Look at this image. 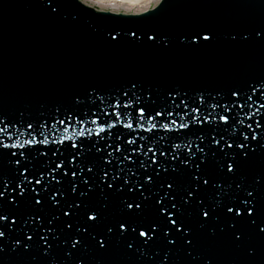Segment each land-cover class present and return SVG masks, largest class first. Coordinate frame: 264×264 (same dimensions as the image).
I'll use <instances>...</instances> for the list:
<instances>
[{"label":"water","instance_id":"1","mask_svg":"<svg viewBox=\"0 0 264 264\" xmlns=\"http://www.w3.org/2000/svg\"><path fill=\"white\" fill-rule=\"evenodd\" d=\"M195 32L209 35L210 40L190 45L188 37ZM148 36L154 39L148 40ZM261 78H264V0H153L148 7L133 9H125L124 4L98 5L85 0H0V120L10 125L12 133V139L5 133H0V139L4 143H15L17 134L23 132L19 142L30 139L29 133L40 140L44 137L39 133L43 132L50 141L48 145L37 143L24 149H0V152L19 154L23 151L37 167H43L50 160L67 164L71 154L77 152L70 147L71 143H79L81 139H84V147L91 149L88 158L97 163V169L106 165L100 162V153L95 151L93 144L105 154L113 152L118 156L120 154L107 145L119 143L122 150L125 147L131 150L133 146L125 143L129 139L143 145L144 150L152 147L154 151L169 152L173 144L187 146L189 143L193 150L200 146L209 152L216 147L212 137L219 139V133H223L225 139L232 137L239 142L249 133L248 124L255 128L259 121L262 127L255 131H264V108L260 107L264 97L251 90L254 84L258 88L261 86L257 81L264 83ZM133 84L136 85L134 89ZM237 90L240 97L231 100L243 103L247 95H252L255 102L252 109L233 108L230 113V120L234 116L243 120V124L237 123L227 130L217 127L215 122L194 124L189 129L173 132L159 127L171 119H177L179 124L184 108L175 105L181 99L189 108L198 106L196 98L201 94L209 104L215 102L213 98L227 103L230 93ZM125 103L131 107L123 108ZM137 107H145L146 113L151 115L167 108L174 115L155 117L152 123H157V129L146 132L135 128ZM257 112L260 114L254 115ZM114 113L120 114L119 121ZM68 114L75 119L69 121ZM200 114L206 115L207 109L202 107ZM94 118H98L97 124L91 123ZM61 119H65V125L59 124ZM184 121L189 122L187 117ZM81 122L92 130L91 137L85 133L84 138L75 136L71 141L52 143L61 140L66 126L69 128L67 135L73 136L74 131L80 130ZM128 122L133 123L135 130L123 127ZM139 122L144 128L151 127L146 119ZM28 123L33 124V129H27ZM110 123L114 127L108 129ZM41 124L45 127L40 128ZM101 124L106 131L97 137L95 130ZM140 136L146 139L141 140ZM52 152L57 155L52 156ZM187 152L188 148L182 147L177 154ZM257 157L244 176L228 177L202 169L204 178L210 179L213 187L223 184L227 189L232 185L231 199H221L219 193L214 197L213 189L208 186L199 192L202 199L193 202L189 198V206L182 210L176 225L185 231L169 230V238L176 241L175 247L169 248L161 238L144 252V257H139L138 253L130 254L131 250L125 254L119 237H109L113 251L104 256L96 250V242L85 235L82 246H78L66 264H153L148 259L151 253L159 252V259L163 260L166 251L172 254L165 264H264V237L255 227L259 224L264 228V223L260 222L264 216L254 210L255 222H241L239 218L230 219L232 214L223 207V204L231 206L237 195H245L235 188L234 182L251 190L255 186L253 181L260 180L259 174H264V155L259 149ZM156 158L163 160L159 151ZM216 158H220L219 154ZM3 163L6 167V161ZM166 166L177 167L178 172L184 168L195 171L191 162L188 165L172 162ZM64 170H58L57 179ZM71 179L69 173L61 180L69 192ZM193 197H197L196 191ZM134 198L139 197L126 192L109 197L103 221L90 229L97 241L104 238L97 235L105 231L104 224L114 223L120 217L121 201ZM92 202L103 208L99 192L92 194ZM201 204L203 207H198ZM42 211L44 215L52 213L49 208ZM203 211H209V218L203 217ZM154 218L150 210L146 221ZM76 222L82 223V217ZM234 233L240 237L239 242ZM185 236L191 241L190 245L186 244ZM62 259L61 251L57 255L58 264ZM0 264L34 262L31 257L4 254L0 255Z\"/></svg>","mask_w":264,"mask_h":264},{"label":"snow or ice","instance_id":"2","mask_svg":"<svg viewBox=\"0 0 264 264\" xmlns=\"http://www.w3.org/2000/svg\"><path fill=\"white\" fill-rule=\"evenodd\" d=\"M135 36V33H132ZM195 37V39H193ZM115 40V37H112ZM148 40H153L154 37L148 36ZM210 40L209 35H201L200 32L192 33L188 37L190 45H196L203 41ZM264 80V78H261ZM256 84L261 86L258 88L255 84L252 86V92H260L264 97V83L257 81ZM133 89L136 87L132 85ZM127 96V93H124ZM240 92L232 91L227 103H222L220 99L213 98L214 103L209 104L207 99L201 94L196 98L198 106L189 108L188 103L184 99L176 104V108L183 105L184 117L188 118L189 122L184 121V117L180 118L177 125V119H171L167 123L160 124L159 127L165 132L179 131L180 129H189L194 124H208L215 122L217 127H222L227 130L229 127L239 123L243 124V120H238L236 117H231L230 113L233 108H248L254 106L253 96L247 95L243 99V103H237L231 100L232 97H240ZM117 107H120L117 104ZM128 103L123 104V108H130ZM207 109L206 115H201V108ZM264 108V103L260 104ZM220 109L219 112L216 109ZM137 123L136 129H143L146 132H153L157 129V123H152L155 117H172L173 111L167 108L155 111L154 115L146 113L145 107H137ZM260 114L259 112L254 115ZM108 115V113H104ZM117 121L120 120V114L114 113ZM179 116V113H175ZM251 118L250 116L248 117ZM69 121L75 119L72 114H68ZM146 119L151 123L150 128H144L143 123L139 120ZM65 119L59 120V124L65 125ZM92 124L98 123V118L91 120ZM9 124L0 120V133L7 134L8 139H12V133L9 132ZM15 127V125H11ZM27 129H33V124L28 123ZM40 128L45 127L43 124ZM55 128V125H52ZM113 124H108L107 128H113ZM123 127L129 130H135L132 122H128ZM249 133L243 135V139L239 142L232 140V137L225 139L223 133H219V139L216 136L212 137V144L216 147L210 148L209 152H205L203 147L197 146L192 149L191 143L187 146L181 144H173L172 151L153 150L152 147H147L144 150L143 145H137L136 140L129 139L125 143L132 145L129 150L125 147L121 149L119 143L107 145L113 148L115 153L120 155L114 156L113 152H103L102 148L92 145L97 153H100V162L104 167L97 169V163L88 158L91 152L90 148L84 147V139L79 143H71L70 147L77 149V152L72 153L67 161L56 163L49 161L43 167L33 165L32 160L26 157L25 152H0V255L14 254L21 257H31L34 264H58L57 255L63 252V259L59 264H66L67 259L74 255L78 250V246H82L83 237L89 236L90 239L96 242V250L102 255L107 256L112 253L113 246L109 243V237H119L121 240V248L125 254L138 253L139 257H144V252L151 249L157 244L161 238L169 248L176 245V241L169 238V230L176 233H182L185 230L176 227L179 217L182 215V210L189 206V198L195 202L199 197V192L204 186L213 189V196L219 193L220 198L230 197L229 190L232 185H228L226 189L223 184H216L214 187L210 184V179L204 178L202 169L219 172L228 177L244 176L245 170L257 160V149L261 155H264V131L257 133L255 129L261 128L259 121L255 123V128L252 124L246 125ZM64 135L61 140H53L52 143H64L71 141L75 136L84 138L85 133L91 137L93 132L91 129L80 124V130L73 133V136L67 135L69 128L66 126L63 129ZM106 128L103 124L99 125L95 130L97 137L101 133H105ZM23 132L17 134V142L4 143L0 139V149L7 150L10 148L24 149L26 146H32L37 143L48 145L49 139L40 132L39 135L43 139L37 140L36 135H32L30 139H24L19 142V136ZM141 140L146 138L140 136ZM160 139H164L161 137ZM119 141L120 137L117 136ZM229 140H232L230 143ZM255 142V146L253 145ZM235 144V148H234ZM187 147V154L177 152L182 148ZM228 149V151H225ZM157 151L163 160H158ZM151 153V156H149ZM196 153H200L199 156ZM231 153V154H230ZM219 154V159H217ZM44 155L43 153L41 154ZM56 152H52V156H56ZM135 155V159L133 156ZM143 156L145 159H141ZM181 156L183 158L181 159ZM170 157V159H169ZM59 159V157H57ZM6 161V167L4 163ZM175 162L177 165H188L191 162L195 171L188 168L181 169L178 172L177 167L166 166ZM72 167L69 168L68 165ZM32 165V167H30ZM65 169L60 179L58 170ZM94 169H97L94 172ZM71 174L72 179L69 180L70 192L66 191L61 180ZM183 173L184 175H181ZM260 180L253 181L254 187L248 190L242 183L234 182L235 188L239 191H244L245 195L236 196L235 200L229 204H223L227 213H231L230 219L239 218L241 222H255V213L264 216V174H259ZM29 177H32L30 179ZM90 181H92L90 183ZM80 185V188L77 185ZM196 185L197 187H193ZM197 192V197H193V192ZM99 192L103 208L96 206L92 202V194ZM121 192L131 193L138 196V199L123 200L122 212L119 218L114 223L104 224L105 231L97 233L103 236V239L96 240V235H93L90 229L103 221V211L108 207L109 197L112 194ZM147 193V194H145ZM74 197V198H70ZM179 198V199H178ZM198 207H203L199 205ZM49 208L52 210L51 215H44L43 209ZM240 209H243L241 212ZM154 214V219L147 220L146 217L149 211ZM204 218H209V211H203ZM82 217V223L76 221ZM91 222V223H89ZM264 223V220L260 221ZM259 234L264 237V228H260L259 224H255ZM235 236V233L233 234ZM79 237V238H77ZM131 237L132 239H128ZM235 240L239 242L240 237L235 236ZM186 244L191 243L185 236ZM255 251L252 253V255ZM35 254V255H33ZM172 253L165 252L164 259H159V252H152L148 257L153 261V264H165V260Z\"/></svg>","mask_w":264,"mask_h":264},{"label":"bare ground","instance_id":"3","mask_svg":"<svg viewBox=\"0 0 264 264\" xmlns=\"http://www.w3.org/2000/svg\"><path fill=\"white\" fill-rule=\"evenodd\" d=\"M85 1L98 5L124 4L125 9H133V8H142L143 1L151 2L152 0H85ZM148 6L149 5L145 7Z\"/></svg>","mask_w":264,"mask_h":264},{"label":"rangeland","instance_id":"4","mask_svg":"<svg viewBox=\"0 0 264 264\" xmlns=\"http://www.w3.org/2000/svg\"><path fill=\"white\" fill-rule=\"evenodd\" d=\"M153 2V0L151 2H148V1H143V6L142 7H145L147 5H150L151 3Z\"/></svg>","mask_w":264,"mask_h":264}]
</instances>
